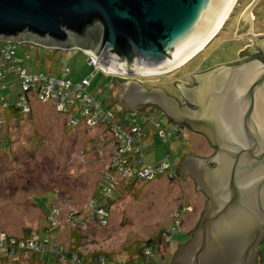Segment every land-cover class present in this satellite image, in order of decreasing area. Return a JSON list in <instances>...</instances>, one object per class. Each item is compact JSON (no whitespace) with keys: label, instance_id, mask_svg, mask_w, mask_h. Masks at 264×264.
I'll return each instance as SVG.
<instances>
[{"label":"water","instance_id":"95a60500","mask_svg":"<svg viewBox=\"0 0 264 264\" xmlns=\"http://www.w3.org/2000/svg\"><path fill=\"white\" fill-rule=\"evenodd\" d=\"M235 1L0 0V44L78 48L107 72L163 75L209 44ZM254 42L256 57L192 75L189 84L174 81L184 105L162 88L122 84L125 111L155 107L214 149L208 158L188 155L178 166L207 200L170 264L257 262L264 240V38Z\"/></svg>","mask_w":264,"mask_h":264},{"label":"rangeland","instance_id":"374dc122","mask_svg":"<svg viewBox=\"0 0 264 264\" xmlns=\"http://www.w3.org/2000/svg\"><path fill=\"white\" fill-rule=\"evenodd\" d=\"M252 2L237 0L215 37L182 67L163 75L137 76L138 81L146 89L158 87L171 95L174 91L168 84L174 81L189 84L192 75L255 56L258 47L254 41L264 38V0H259L252 9L253 19L248 22L244 17ZM15 54L21 67L30 73L72 82L88 77L89 93L116 115V121L127 112L117 103L121 91L112 86V80L116 77L123 84L128 81L126 78L136 79V75L120 77L98 70L78 48L52 49L16 43ZM221 62L225 63L216 65ZM207 66L212 67L204 69ZM9 93L6 90L1 94L6 97ZM16 93L18 90L13 95ZM131 111H136V120L144 133L152 136L146 138L145 134L142 144V156L147 163L153 164L168 155V163L177 169L185 155L199 158L213 155L214 150L202 136L186 130L162 143L158 131L169 132L172 126L158 109L142 111L136 106ZM62 118L50 105L35 104L30 115L11 119L7 127L4 124L0 127V138L6 135L10 143L0 149V235L22 239L24 231L30 230L28 234L34 233V239L36 234L56 232L60 244L68 246L73 233H77L82 237L78 250L83 255L106 253L112 259L111 264H118L126 260L125 250L129 246L135 251L152 238L157 243L161 232L169 231L168 235L164 233L162 244H155L159 255L151 257L149 264H164L165 256L171 259L178 247L189 240L188 233L204 208L205 195L195 191L194 183L181 175L173 181L161 175L155 180L133 182L128 191L116 171L114 184H120L119 191L114 189V193L110 191L105 197L109 221L97 225L89 216L90 199L102 172L109 167L115 142L103 127L68 129ZM156 123L158 127L154 126ZM52 207L59 211L49 224L46 212ZM73 214L79 216L73 219ZM82 218H88L86 223L82 224ZM172 227L176 230L173 235ZM257 263L264 264V240ZM41 264H56L55 257L49 256Z\"/></svg>","mask_w":264,"mask_h":264},{"label":"built area","instance_id":"2783aa9c","mask_svg":"<svg viewBox=\"0 0 264 264\" xmlns=\"http://www.w3.org/2000/svg\"><path fill=\"white\" fill-rule=\"evenodd\" d=\"M15 52L16 42L2 44L0 47V127L4 124L3 112L11 103L10 98L13 99L12 104L15 109L22 115L30 114L35 104L50 105L56 114L65 118L66 125L69 127L92 128L98 126L103 127L109 135H112L115 145L109 167L115 172L118 171L123 179L130 180L136 176L137 181L146 182L165 175L174 180L175 175L173 176L172 171H169L170 164L166 158L155 164L144 163L142 143L146 133H144L143 127L138 125L136 111H127L116 121V115L111 110L104 109L101 102L89 93L90 80L88 77L72 82L44 73H30L18 63ZM85 54L90 58L89 64L95 65L96 69L107 74L117 75L107 72V69L97 62L95 55L86 52ZM6 90H10V93L5 97L1 93ZM16 90L18 93L13 95ZM158 125V123L154 124L155 127ZM158 134L164 140L176 132L174 127H171L169 132L165 133L160 130ZM113 181L115 183V179ZM58 211V209L52 210V215L48 216V220L53 222L52 217H55ZM95 216L98 217L100 225L103 226L106 223L103 219L107 217L106 212L100 209L94 210L90 217L93 222H96ZM175 231V228L172 227V235ZM32 236L29 241H26L28 243H24L17 242L5 234L0 235V253H6L9 257L14 258L16 256L14 252L6 250L16 247L20 251L25 245L29 249L35 250L38 237L34 236L32 239ZM50 250L51 252L60 251L56 245H52ZM72 261L75 262L74 257Z\"/></svg>","mask_w":264,"mask_h":264},{"label":"trees","instance_id":"16d2710c","mask_svg":"<svg viewBox=\"0 0 264 264\" xmlns=\"http://www.w3.org/2000/svg\"><path fill=\"white\" fill-rule=\"evenodd\" d=\"M222 63H225V62L216 63V65L222 64ZM212 66H210V67H212ZM210 67L207 66L204 69H208ZM204 69H201V70L203 71ZM10 99H9V101H10ZM11 100H13V99H11ZM12 102L10 103L8 108L6 110H4V112H3V117H4V122H3L4 126L2 125L3 127H7V123L11 119H13V120L19 119L20 120L22 118V116H27V115H22L19 111H17V109H15L14 105L12 104ZM30 114H28V115H30ZM56 115H58V114H56ZM60 117L62 118L63 116H60ZM62 119L65 121V126L68 129H76V128L80 127V126L69 127L66 125L65 118L63 117ZM174 129H175V127H174ZM179 131L180 130L177 129V132H179ZM173 135L174 134H171L169 137L165 138L164 140H162L160 135H159V139L162 141V143L165 144L167 142L168 138H171ZM3 141H4L5 145H2ZM9 146H10V143L8 141V137L6 135L1 136V138H0V149H2V147H9ZM112 155H113V153L111 152V158H112ZM163 158H166L168 160L169 156L166 155ZM163 158L157 160L156 162L162 160ZM143 161L145 164L150 165L149 163H147L144 160V158H143ZM155 163H153V164H155ZM169 164H170V162H169ZM169 171H172L171 174L173 176L175 175L174 180H176V179L179 180L180 173H179L178 168L174 169L172 167V165L170 164ZM169 171H167V172H169ZM102 173L103 174L101 176V180L98 184V187L95 190V192L93 193L92 198L90 199L91 200V206L89 208L91 211L89 212V216L90 217L92 216V213L94 212V210L100 209L101 211L107 213V217L103 218L104 221H106V223H107L109 221L110 212L108 209L109 203L105 202V197L110 193V191H112L114 193V191H113L114 189L118 190L120 188V184H117V186H115L114 181H113L115 171H113L112 168H110V167L105 168ZM159 178H161V177H159ZM123 180L126 183V188L128 189V191L131 189V186L134 184L133 182H138L136 180V176H133L130 180H126V179H123ZM52 208L53 209H51V211H50V208H48V211L46 212L47 216H51L52 210L57 209L56 207H52ZM76 216H79V215L73 214V219ZM95 218H96V222H97L96 224L100 225L98 223L99 222L98 217L95 216ZM87 220H88V218H87ZM87 220L83 219V218L81 219V221L85 222V223ZM73 222H75V224L78 227H80L79 224L76 223V221H73ZM48 223L51 224V221L48 220ZM29 232H30V230H25L24 231V237L25 236L26 237L25 238L23 237L22 239L11 237V235H7V236L9 238L11 237V238L15 239L17 242L28 243L26 241H29V238L32 235H34V233H32V232L30 234H28ZM164 233H167V231L161 232L160 238H157L158 239L157 243L162 244V240H163L162 238H164ZM51 234L50 233H45V234L40 233L38 235L36 234L38 239L36 241L37 243H35V245L37 246L35 250L29 249L26 245L24 248L20 249V251H18L16 247L15 248H9L8 250H6V251H13L14 254L16 255L14 258L9 257L6 253H0V264H41L43 262V260L49 256L55 257L56 264H111L112 263L111 257H108V255L106 253L95 252V253H90L89 255H83L78 250L82 237H81V235H78L77 233H73L72 240L70 241V244L68 246L60 244V242L56 239V235H55L56 232H54V233L51 232ZM168 234H169V231L166 235H168ZM54 235H55V238H54ZM74 235L77 237H75ZM154 240L155 239L152 238V239L148 240L147 242H145L144 244H142L141 246L139 245V249L135 250V251L133 250V248L131 246H129V248H127L125 250V254L127 255L126 260H124L123 262H120L118 264H149V259L151 257L156 258L159 255V248L155 247V244H157V243H154ZM52 245H56L57 249L58 250L60 249V251L59 252H51L50 249H51ZM73 257L75 258V262L72 261ZM171 261H172V258L170 259L168 256H165L163 263L166 264L167 262H169V264H170Z\"/></svg>","mask_w":264,"mask_h":264},{"label":"flooded vegetation","instance_id":"af4514ba","mask_svg":"<svg viewBox=\"0 0 264 264\" xmlns=\"http://www.w3.org/2000/svg\"><path fill=\"white\" fill-rule=\"evenodd\" d=\"M260 54V52L258 51L257 53H256V55L255 56H251V57H249V58H252V57H256V56H258ZM129 77H131V76H129ZM114 79H116V77H114ZM126 79H128L129 81H132V80H136V81H138V79H137V77H136V79H133V78H126ZM116 81V80H115ZM139 82V81H138ZM122 83H125V82H122ZM141 83V82H140ZM173 83H170V84H168V87H170L173 91H174V93H171V96L172 97H174L176 100H177V102H178V104H180V105H184L185 104V101H184V99L182 98V96H181V94L179 93V91L172 85ZM142 85V84H141ZM172 91V92H173ZM120 99L121 98H117V103L120 105V103H119V101H120ZM121 106V105H120ZM190 107L191 108H193L191 105H190ZM146 108H152V109H154L155 107H152V106H145V108H144V110L146 109ZM137 109H140V110H142V111H144L143 109H141V107H140V105L139 106H137ZM157 109V108H156ZM159 110V109H158ZM160 111V110H159ZM160 113L166 118V120L168 121V123L169 124H171V126L172 127H174V125L175 124H173L172 123V121H171V119L170 118H168L167 116H165L161 111H160ZM176 126L178 127V129L179 130H186L187 132H193L191 129H190V126L189 125H187V124H184V123H179V124H176ZM179 133V132H178ZM193 133H196V132H193ZM177 134V133H176ZM197 135H199V136H202L204 139H205V141L207 142V140H206V138L203 136V135H201V134H199V133H196ZM207 144L209 145V143L207 142ZM210 146V145H209ZM211 147V146H210ZM212 148V147H211ZM213 149V148H212ZM214 150V149H213ZM190 156H193V155H191V154H189ZM186 156H188V155H185V157ZM184 158V157H183ZM183 158L181 159V161L183 160ZM179 170V169H178ZM179 173H180V171H179ZM181 175V174H180ZM185 177L186 178H189L192 182H193V180L191 179V177H190V175L189 174H187V175H185ZM194 183V182H193ZM199 192H201L200 190H199ZM202 193V192H201ZM203 194V193H202ZM204 195V194H203ZM206 200H207V198L205 199V202H206ZM204 209H205V203H204V208L202 209V211L200 212V214H199V216H198V219H197V221H196V223H195V225L193 226V228H192V230L189 232V233H191L193 230H195V226L197 225V223L199 222V220H200V218H201V215H202V213H203V211H204ZM189 233H188V235H189ZM189 238H190V236H189ZM258 264V263H257Z\"/></svg>","mask_w":264,"mask_h":264},{"label":"bare ground","instance_id":"6f19581e","mask_svg":"<svg viewBox=\"0 0 264 264\" xmlns=\"http://www.w3.org/2000/svg\"><path fill=\"white\" fill-rule=\"evenodd\" d=\"M237 1V0H236ZM236 1L234 2V4H233V6L235 5V3H236ZM233 6H232V8H233ZM232 8H231V10H232ZM252 8H253V6H250L249 8H248V11L245 13V19L249 22V21H252V19H253V15L251 14L252 13ZM231 10H230V12H231ZM230 12L228 13V15L226 16V18H225V20L227 19V17L229 16V14H230ZM225 20H224V22H225ZM224 22H223V24H224ZM223 24H222V26H223ZM221 26V27H222ZM221 27H220V29H221ZM219 29V30H220ZM219 30H218V32H219ZM217 32V33H218ZM197 54H195V56H196ZM154 75H158V74H154ZM137 76H153V75H137ZM177 127L175 126V131H176V133H177ZM98 258V257H97Z\"/></svg>","mask_w":264,"mask_h":264},{"label":"crops","instance_id":"0c3cea01","mask_svg":"<svg viewBox=\"0 0 264 264\" xmlns=\"http://www.w3.org/2000/svg\"><path fill=\"white\" fill-rule=\"evenodd\" d=\"M116 80V81H115ZM136 83V82H135ZM139 84H141L140 82H138ZM112 86H115V89H117V90H119L120 89V91H121V93H120V97L122 96V94L125 92V90H121V88L123 87V85L117 80V79H113L112 80ZM125 87H126V85H124V89H125ZM119 97V98H120ZM134 108H136V107H134ZM152 138V136L151 135H147L146 134V138ZM143 144V143H142ZM144 148V147H143ZM143 148H142V150H143ZM146 148H148V146H146Z\"/></svg>","mask_w":264,"mask_h":264}]
</instances>
